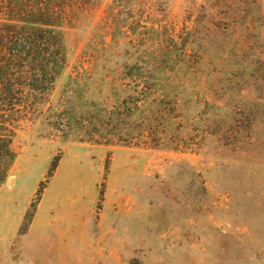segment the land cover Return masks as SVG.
<instances>
[{
	"label": "rangeland",
	"instance_id": "374dc122",
	"mask_svg": "<svg viewBox=\"0 0 264 264\" xmlns=\"http://www.w3.org/2000/svg\"><path fill=\"white\" fill-rule=\"evenodd\" d=\"M40 4L61 60L0 133V264H264V0H0V23Z\"/></svg>",
	"mask_w": 264,
	"mask_h": 264
},
{
	"label": "trees",
	"instance_id": "16d2710c",
	"mask_svg": "<svg viewBox=\"0 0 264 264\" xmlns=\"http://www.w3.org/2000/svg\"><path fill=\"white\" fill-rule=\"evenodd\" d=\"M54 11L40 4L30 8L23 25L0 23V133L12 130L13 114L30 92L52 89L62 51L47 24ZM13 161L14 153L0 137V185Z\"/></svg>",
	"mask_w": 264,
	"mask_h": 264
}]
</instances>
